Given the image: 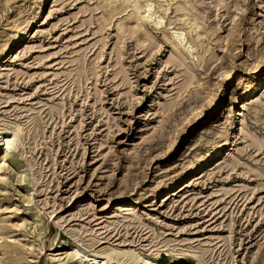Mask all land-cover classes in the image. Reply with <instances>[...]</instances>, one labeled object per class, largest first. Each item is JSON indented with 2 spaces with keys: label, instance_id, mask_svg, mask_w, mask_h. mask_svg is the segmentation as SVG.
I'll return each mask as SVG.
<instances>
[{
  "label": "rangeland",
  "instance_id": "1",
  "mask_svg": "<svg viewBox=\"0 0 264 264\" xmlns=\"http://www.w3.org/2000/svg\"><path fill=\"white\" fill-rule=\"evenodd\" d=\"M2 135L0 264H264V0H0Z\"/></svg>",
  "mask_w": 264,
  "mask_h": 264
},
{
  "label": "bare ground",
  "instance_id": "2",
  "mask_svg": "<svg viewBox=\"0 0 264 264\" xmlns=\"http://www.w3.org/2000/svg\"><path fill=\"white\" fill-rule=\"evenodd\" d=\"M149 7V6H148ZM149 16V15H148ZM24 34V33H23ZM22 34V35H23ZM26 34V33H25ZM244 96V95H243ZM245 98V97H244ZM12 144V139L10 138V136H5L2 135L0 137V147L4 146L5 149L9 148L10 145ZM221 147V146H220ZM219 153V149H215L214 151H212L211 153H209V157H211L212 155H216ZM210 160V159H209ZM162 256H159L157 261H149V259L147 258H143V257H137V260L135 262V264H161L162 263Z\"/></svg>",
  "mask_w": 264,
  "mask_h": 264
}]
</instances>
